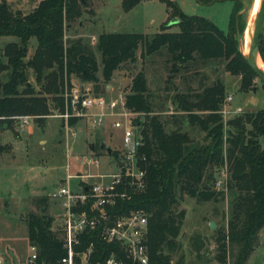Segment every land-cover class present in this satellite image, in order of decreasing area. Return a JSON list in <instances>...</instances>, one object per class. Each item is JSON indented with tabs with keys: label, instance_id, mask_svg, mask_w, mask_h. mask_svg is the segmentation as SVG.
Here are the masks:
<instances>
[{
	"label": "trees",
	"instance_id": "1",
	"mask_svg": "<svg viewBox=\"0 0 264 264\" xmlns=\"http://www.w3.org/2000/svg\"><path fill=\"white\" fill-rule=\"evenodd\" d=\"M141 1L121 0V7L129 11ZM158 1L165 4L171 19L161 22L157 32H102L97 36L103 82H109L123 65L138 58L143 62L147 56L162 52L173 63L205 65L225 60V70L241 76V88L252 82L256 74L237 44V34L245 29L244 11L252 0H227L233 3L227 32L209 18L185 13L173 0ZM220 1L226 0H196L201 5ZM84 5V0H40L30 12L23 13L11 9L6 0L0 1V36L19 39L6 43L1 55L5 61L0 58V127H12L20 116L42 122L48 115L70 110L64 93L73 86L72 76L93 83L94 92H100L95 52L81 37L64 38L66 21L79 17ZM173 19L177 22L169 24ZM172 25L178 30L169 31ZM31 37L37 43L27 57ZM259 53L264 62L262 35ZM29 70L34 85L28 82ZM122 98L125 109L145 115L143 121H137L142 143L136 157V166L144 174V187L137 190L127 186L131 199L118 203L113 212L143 208L148 213V264H172L185 215L184 209H179L183 195L207 201L224 194L229 198L230 214L227 229L216 235V259L219 264H246L264 226V109L245 111L224 124L219 111L225 86L219 80L192 95L175 94L174 101L187 113L188 122L206 133L203 142H194L180 126L166 131L161 119L147 116L151 92L143 69L132 75ZM78 119L71 117L69 125ZM95 151L96 145L93 154L99 155ZM105 153L115 157L117 166L118 152ZM224 166V188L216 190L215 172ZM48 200L47 195L33 196L37 212L25 217L28 245L37 247L38 264H55L64 254L60 231L53 229L54 217L48 213ZM99 232L100 228L85 231L81 247L93 241L99 255L107 256L117 245L100 240Z\"/></svg>",
	"mask_w": 264,
	"mask_h": 264
},
{
	"label": "rangeland",
	"instance_id": "2",
	"mask_svg": "<svg viewBox=\"0 0 264 264\" xmlns=\"http://www.w3.org/2000/svg\"><path fill=\"white\" fill-rule=\"evenodd\" d=\"M36 1L10 0V3L8 1L7 3L11 9L21 8L22 12L27 13ZM84 1L81 15L73 21H66L64 38L81 37L95 52L100 67V55L96 50L97 36L100 33L133 31L151 35L158 31L161 22L171 19L169 11L166 14L165 5L158 0H144L137 8L129 10L130 12L122 9L121 0ZM178 3L185 13L209 18L219 28L225 32L228 31L232 1H220L211 5H201L196 0H178ZM249 10L250 7L244 11L243 22L247 20ZM177 30L176 25L169 28V31ZM243 32L237 34L240 51ZM261 35L264 38V28ZM18 40L12 35L0 36V58L3 61L5 58L1 55L5 44ZM36 43V38L31 37L28 41V51H34ZM30 52L27 57L31 55ZM137 54L139 55V50ZM224 65L225 60H215L205 65L197 62L173 63L171 60H166L164 52L153 54L147 56L143 62L138 58L135 63L123 65L114 72L109 82H103L100 68L97 73L101 80L98 94L102 95L107 102H113L114 108H109L111 112L122 110L121 96H123L124 87L130 82L132 75L143 69L151 92V111L147 113V116L155 115L161 119L166 131L180 126L188 133L192 141L203 142L206 139V133L197 125L188 122L187 113L177 107L174 101L175 94L192 95L219 80L225 86V98L219 111L224 124L228 119L245 111L264 109V85L260 79L256 76L247 87L241 88V76L227 72ZM2 79H6V71ZM28 82L35 84L30 70ZM71 82L80 93L89 92L90 95L94 93L91 82H82L76 76H72ZM228 95L232 97V100L226 102ZM223 108L228 110L227 114H222ZM93 111L97 112L98 109L94 108ZM144 116L140 113L128 115V118L134 125H139L137 121H143ZM118 118L117 114L107 115L103 127L91 128L87 116L79 117L71 126L67 144L64 140L66 133L61 124V118L55 116L48 117L44 125L31 118L29 124L35 128L32 134H27L25 127L24 129L18 127L17 121L6 130L0 127V264H24L25 262L29 264L27 260L30 250L24 218L29 212H37L32 204L34 194L48 195L50 213L56 215L62 211L59 204L57 205V199L51 196L57 191L54 183L56 178H65L67 172L83 174L88 171L96 174L117 170L115 157L108 156L105 152L107 148H111L118 152L119 156L122 153V128L111 125ZM121 119L125 120L124 117ZM109 132L112 133L111 136ZM18 133L20 137L16 135ZM40 139L47 142L41 143ZM9 142L12 144V150ZM90 143L93 146L96 145L95 152H99L101 156H98L100 163L97 166L85 163L87 155H93L89 148ZM9 160L17 161L19 164L10 166ZM215 179L216 190L223 189L226 179L225 166L215 172ZM75 182L76 179L71 180L72 186H75ZM179 209H184L185 215L181 231L176 238L178 248L172 254V264H219L216 259V235L227 229L230 214L228 195L224 194L216 200L207 201L183 195ZM211 221L215 224L213 229L209 227ZM230 261L231 258L229 263ZM246 264H264V226L258 233L255 249Z\"/></svg>",
	"mask_w": 264,
	"mask_h": 264
},
{
	"label": "built area",
	"instance_id": "3",
	"mask_svg": "<svg viewBox=\"0 0 264 264\" xmlns=\"http://www.w3.org/2000/svg\"><path fill=\"white\" fill-rule=\"evenodd\" d=\"M95 93H80L75 86L69 92L65 90L64 97L66 100L69 98L70 110L65 109L59 115L64 122L65 133H70L68 121L71 117L87 116L89 126L95 128L105 125L107 115L117 114L119 118L111 125L122 128L123 148L117 158L122 164L112 173H67L57 191L52 193L51 196L57 199L63 210L53 222V229L60 231L64 249V254L55 264H148V249L145 244L148 213L143 208H131L124 213L113 212L118 203L131 199L127 186H135L134 189L137 190L144 187L143 171L136 166L137 149L142 143L139 125H134L128 118V115L136 113L125 109L123 102V109L113 113L109 110L114 108L113 102H107L102 95ZM231 100L232 97L228 95L226 102ZM94 108L98 111L94 112ZM221 112L227 114L228 110L223 108ZM31 118L33 117L28 115L20 116L17 119L18 126L25 127ZM85 163L97 166L100 163L99 157L87 155ZM92 178L96 180H91ZM72 179H76L75 186L71 184ZM97 228H100V240L117 245L107 256L99 255L93 241L81 247L82 234ZM29 250L28 263L38 264L37 247L29 245Z\"/></svg>",
	"mask_w": 264,
	"mask_h": 264
},
{
	"label": "water",
	"instance_id": "4",
	"mask_svg": "<svg viewBox=\"0 0 264 264\" xmlns=\"http://www.w3.org/2000/svg\"><path fill=\"white\" fill-rule=\"evenodd\" d=\"M254 2V0H253ZM252 2V4H253ZM252 4L250 6V9L252 7ZM177 22L176 19L171 20V22L169 24H173ZM264 28V0H260L259 2V6H258V10L256 12V18H255V24H254V29L250 38V42L248 45V51L246 53H244L242 50V54L248 64V66L254 71V73L256 74V76L260 79V81L262 82V84L264 85V71L260 68L257 67L256 63H255V56L256 54H259V39L262 33V30ZM5 127V126H4ZM91 149L94 148V146L91 144L90 146ZM111 148H107V153L111 152ZM118 166H121V162L119 159L116 160ZM209 227L210 229H213L215 227L214 222H210L209 223Z\"/></svg>",
	"mask_w": 264,
	"mask_h": 264
},
{
	"label": "crops",
	"instance_id": "5",
	"mask_svg": "<svg viewBox=\"0 0 264 264\" xmlns=\"http://www.w3.org/2000/svg\"><path fill=\"white\" fill-rule=\"evenodd\" d=\"M6 1H8V3H10V0H6ZM40 0H37L35 3H34V5L32 6V9L35 7V5L39 2ZM142 1H144V0H142ZM142 1L140 2V3H142ZM174 2H176L177 3V5L179 6V3H178V0H173ZM140 3H138L135 7H133L134 9L135 8H137L139 5H140ZM164 4V3H163ZM165 5V4H164ZM180 7V6H179ZM132 8V9H133ZM181 8V7H180ZM21 8H19V9H17V10H20ZM31 9V10H32ZM131 9V10H132ZM30 10V11H31ZM130 10V11H131ZM165 10H166V14H168L167 13V9H166V6H165ZM182 10V9H181ZM30 11H28V12H30ZM130 11H128V12H130ZM183 11V10H182ZM231 11H232V9H231ZM27 12V13H28ZM127 12V13H128ZM24 13V12H23ZM188 14V13H187ZM230 14H231V12H230ZM229 18H230V15H229ZM214 22V21H213ZM215 23V22H214ZM216 24V23H215ZM217 25V24H216ZM218 26V25H217ZM228 27H229V20H228ZM219 29H221V28H219ZM222 30V29H221ZM224 31V30H223ZM128 32V31H127ZM133 32V31H132ZM225 32V31H224ZM30 51H28V53H29ZM33 53V51H31L30 52V54H32ZM27 56H28V54H27ZM101 67L99 66V69H100ZM98 75V74H97ZM98 77H99V75H98ZM100 78V77H99ZM82 82H85V83H88L87 81H82ZM73 83V82H72ZM51 116H55V117H58V118H61V117H59V116H57V114H53V115H48L45 119H44V121H42V122H38V123H40V124H42V125H44V123H45V121H46V119L48 118V117H51ZM62 118H61V124H62ZM18 120H17V122H16V125L18 126ZM63 124H64V122H63ZM5 126V127H4ZM19 127V126H18ZM63 127H64V125H63ZM2 128H5V130L6 129H8L7 128V125L6 124H4L3 126H2ZM11 128V127H10ZM25 128H26V133L27 134H32V133H34V131H35V128H34V126L33 125H30L29 123L25 126ZM22 129H24V128H22ZM59 134H61V132H59ZM111 132H109V135L111 136ZM18 137H20V134L18 133V134H16ZM69 136H70V133H68L67 135L65 134V138H64V140H66V144H67V139L69 138ZM39 141H41V143L42 142H47V141H45L44 139H40ZM9 144H10V149L12 150V144L9 142ZM90 146H91V143L89 144V148H90ZM9 147V146H8ZM91 149V148H90ZM92 150V152H93V149H91ZM92 155V154H91ZM94 156H95V154H93ZM14 156V155H13ZM96 156H99V155H96ZM109 156V155H108ZM99 157H101V156H99ZM100 159V158H99ZM117 160V159H116ZM117 162V161H116ZM17 164H19V163H17V161H14V160H9L8 161V165H10V166H13V165H17ZM68 165V164H67ZM69 166V165H68ZM117 166H118V164H117ZM119 167V166H118ZM69 168V167H68ZM114 171H116V170H113V171H111V173L112 172H114ZM67 173H70V172H67ZM66 173V174H67ZM104 173V172H103ZM107 173V172H106ZM108 173H110V172H108ZM70 174H72V173H70ZM74 174V173H73ZM77 174V173H76ZM66 176V175H65ZM63 180H64V178H56L55 180H54V183L56 184V186L58 187L59 185H60V183H62L63 182ZM38 195H42V193H38V194H34L33 196H38ZM48 196V195H47ZM48 203H49V200H48ZM51 203V202H50ZM33 204V203H32ZM59 204V202L57 201V205ZM59 206H60V204H59ZM60 208H61V206H60ZM50 204H49V206H48V211H49V214L50 215H53V214H51L50 213ZM61 210H62V208H61ZM63 211V210H62ZM61 211V212H62ZM61 212H58V213H56V215H53V217L55 218V217H57L59 214H61ZM24 220H25V218H24ZM26 222V221H25ZM26 225H27V223H26ZM27 244H28V238H27ZM29 246V245H28ZM17 264V263H16ZM24 264H27V262H25Z\"/></svg>",
	"mask_w": 264,
	"mask_h": 264
},
{
	"label": "bare ground",
	"instance_id": "6",
	"mask_svg": "<svg viewBox=\"0 0 264 264\" xmlns=\"http://www.w3.org/2000/svg\"><path fill=\"white\" fill-rule=\"evenodd\" d=\"M260 0H254L251 9L249 10L248 18L246 20V27L243 32V39H242V50L244 53L248 51V45L250 42V38L254 29L256 12L258 10ZM240 44V43H239ZM255 63L258 68L264 71V62L259 54L255 56Z\"/></svg>",
	"mask_w": 264,
	"mask_h": 264
}]
</instances>
